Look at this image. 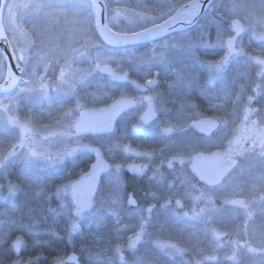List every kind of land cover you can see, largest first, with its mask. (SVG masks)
<instances>
[{"label":"rangeland","instance_id":"374dc122","mask_svg":"<svg viewBox=\"0 0 264 264\" xmlns=\"http://www.w3.org/2000/svg\"><path fill=\"white\" fill-rule=\"evenodd\" d=\"M105 1L109 24L119 32H134L159 23L182 2ZM233 19L239 21L242 32L230 53L226 40L234 34ZM3 23L24 69V78L14 93L0 96V135H4V141L0 140V198L11 197L19 189L7 178V164L19 161L23 168L56 169L67 153L77 150L85 139L73 130L78 107L70 108L51 125L21 113L24 102H41L52 85L56 95L62 97L89 91L101 75L95 63L113 67L112 75L140 66L144 68V78L154 70L176 74L178 80L182 77V83L172 82L170 88L177 87L175 93L179 90L181 100H174L176 124L167 122L164 135H172L170 131L180 126L184 129L192 119L204 116L191 99L193 88L202 94L213 89L211 113L218 126L208 138V145L206 139L198 138L181 160L189 163L191 155L198 151L217 148L222 158L237 159V165L217 187L195 186L187 177V193L180 195L184 206L173 212L183 220L175 227V236L166 235L163 227H159L160 231L146 227L148 219L144 218L134 222L139 224L132 225L134 233L128 243L117 245L115 253L123 259L127 250H136L138 241L152 240L156 255L169 257L171 264H264V0H215L191 30L120 49L101 43L92 8L84 0H7ZM53 66L52 83L48 73ZM5 76L6 65L0 53V82ZM204 77L207 81L203 83ZM139 85L134 81L133 88L139 90ZM163 91L173 99L166 87L156 90V97ZM220 91L229 95L216 97ZM171 92L174 93L172 89ZM141 100L138 99L142 110ZM24 124L29 132L22 137L20 127ZM72 182L60 187L70 199ZM92 194L75 192L78 221L91 216L87 203ZM13 243L18 249L24 245L20 236Z\"/></svg>","mask_w":264,"mask_h":264},{"label":"flooded vegetation","instance_id":"af4514ba","mask_svg":"<svg viewBox=\"0 0 264 264\" xmlns=\"http://www.w3.org/2000/svg\"><path fill=\"white\" fill-rule=\"evenodd\" d=\"M188 1L190 0H182L174 12ZM94 67L101 75L94 88H91L93 91L90 89L87 92H78L74 96L62 97L56 95L57 90L56 88L54 90V85H52L41 102H39L40 100L37 102L26 101L20 105L19 111L24 115L29 114L36 117L35 119L41 124L52 125L70 108L78 107V119L83 110H98L119 99H127L131 102L116 118L112 130L109 132L78 133L75 131L76 119L73 130L77 135L85 138L84 142L78 145L77 150L67 153L66 158L61 161L60 167L46 170L49 172L50 184L46 194L50 220L61 218L68 228V233H70L73 223L76 222L79 223V229L88 226L108 227L114 234L128 227L131 228L130 234L125 240V243H128L130 236L134 233L132 225H138L144 218L146 221L148 219L146 227H155L158 231H160L159 227H165L167 219H173L174 222L171 220V225L178 224L176 221L181 219L174 216L173 212H178L184 206L180 195L187 193V177L195 183V186L197 184L208 187L219 186L207 185L200 181L191 170L195 154L209 153L214 149L209 152L198 151L191 155L189 163L181 160V155L191 149L198 138L206 139V141L204 140L206 145L210 143L211 139L208 138L215 130H211L209 133L201 132L193 122L203 118L215 119L211 113L213 89L210 91L206 89L207 91L202 94L193 88L191 99L203 110L204 116L192 119L184 129H182L183 126H180L177 131H174L175 129L170 131L169 133L172 135H164L166 127H169L167 122L171 126L176 124L177 113L174 100H179L178 97L181 100L179 90L177 94L175 93L177 87L170 88V84L175 81H180L181 84L182 77L178 80L176 74L154 70L151 72V76L144 78L142 75L144 68L141 66L122 75H112L113 67L109 65L100 67L95 63ZM106 67L109 70H103ZM62 76L63 73L59 79ZM119 76L124 79L118 80ZM23 78L24 69L22 80ZM48 79L53 83L55 79L54 66L49 70ZM205 80L207 81V78L204 77L202 82L204 83ZM134 81L136 84H140L139 90L133 88ZM165 87L173 99L166 97L164 91L159 92L156 97L155 91L165 89ZM171 89L174 93L171 92ZM15 91L0 96H8ZM147 97L152 100V110H148ZM140 98H142V110L138 101ZM21 132L20 127V136ZM1 136L4 135L1 134ZM218 150L220 152V149ZM31 153L35 155L34 149H31ZM221 159L224 158L221 157ZM12 163L14 167L17 163L21 164L19 161L10 162V164ZM116 164L119 165L118 168L115 166ZM7 176L10 175L7 174ZM70 182H72L71 199L65 196L66 194L64 195L60 188ZM84 187H88L86 192L83 190ZM92 191H94L93 194ZM75 192H78L79 195L92 194L91 202L87 203L91 216L82 221H78L77 214L74 213L77 204ZM90 198L87 202L90 201ZM186 220L184 221L187 222ZM134 222L139 223L135 224ZM150 237L153 236H148V238ZM151 241L141 240L138 241V244H150ZM137 254L139 253L137 252Z\"/></svg>","mask_w":264,"mask_h":264},{"label":"trees","instance_id":"16d2710c","mask_svg":"<svg viewBox=\"0 0 264 264\" xmlns=\"http://www.w3.org/2000/svg\"><path fill=\"white\" fill-rule=\"evenodd\" d=\"M202 52L206 54L207 51ZM228 95L226 91L215 94L218 98ZM0 140L4 141V136L0 135ZM6 169L10 175L7 178L19 189L11 197L0 198V264L23 263L25 260L31 264H57V261L72 264L63 260L71 252L79 256L80 264L173 263L169 257L156 255V250L147 243L139 245L136 253L127 250L123 259L117 257L115 248L126 244L131 229L128 227L114 234L108 227L88 226L70 236L61 218L50 220L46 199L49 172L23 168L19 163L15 167L13 163L7 164ZM171 220L167 219L164 229L166 235L175 236L178 226L171 225ZM18 236L24 241L21 249L11 245Z\"/></svg>","mask_w":264,"mask_h":264},{"label":"water","instance_id":"95a60500","mask_svg":"<svg viewBox=\"0 0 264 264\" xmlns=\"http://www.w3.org/2000/svg\"><path fill=\"white\" fill-rule=\"evenodd\" d=\"M93 9L95 26L98 36L103 44L113 48L131 47L157 41L179 31H187L193 28L200 18L206 13L214 0H190L181 5L172 15L165 20L145 27L143 29L124 33L113 30L108 23L107 6L104 0H86ZM6 0H0V53L6 63L7 72L5 79L0 82V95L9 94L14 91L22 79L23 69L18 63L15 53L3 25V9ZM233 37L226 40V46L230 53H233V46L236 38L241 34L242 27L238 20L231 21ZM103 70H109L108 67ZM123 80L124 77H117ZM152 83V82H151ZM152 110V100L147 97ZM131 102L127 99H119L107 107L100 109L83 110L75 122V131L78 133H99L112 130L116 118L127 108ZM194 126L201 132L209 133L218 125L216 119L203 118L193 122ZM28 131L22 126L21 134L24 136ZM237 164L236 159H221L218 149L210 153L199 152L193 156L191 170L197 178L207 185L216 186ZM1 166V165H0ZM70 253L65 261L75 263ZM77 255V254H75ZM78 256V255H77Z\"/></svg>","mask_w":264,"mask_h":264},{"label":"clouds","instance_id":"9594fccd","mask_svg":"<svg viewBox=\"0 0 264 264\" xmlns=\"http://www.w3.org/2000/svg\"><path fill=\"white\" fill-rule=\"evenodd\" d=\"M77 215L79 216L80 214L77 213ZM78 229H79V223H78V222L73 223L72 228H71V230H70V236H71V235H75L76 232L78 231ZM85 259L87 260V259H89V258L86 257ZM72 260L75 262V264H80L79 256L73 254V256H72ZM57 264H62V262L58 261Z\"/></svg>","mask_w":264,"mask_h":264},{"label":"bare ground","instance_id":"6f19581e","mask_svg":"<svg viewBox=\"0 0 264 264\" xmlns=\"http://www.w3.org/2000/svg\"><path fill=\"white\" fill-rule=\"evenodd\" d=\"M83 190L84 192H86L88 190V187H84Z\"/></svg>","mask_w":264,"mask_h":264}]
</instances>
